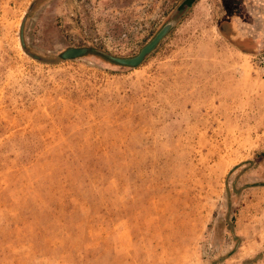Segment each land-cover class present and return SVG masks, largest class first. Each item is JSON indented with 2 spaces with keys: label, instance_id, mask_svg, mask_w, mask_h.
Here are the masks:
<instances>
[{
  "label": "rangeland",
  "instance_id": "rangeland-1",
  "mask_svg": "<svg viewBox=\"0 0 264 264\" xmlns=\"http://www.w3.org/2000/svg\"><path fill=\"white\" fill-rule=\"evenodd\" d=\"M184 1L0 0V264H264V0Z\"/></svg>",
  "mask_w": 264,
  "mask_h": 264
},
{
  "label": "water",
  "instance_id": "water-1",
  "mask_svg": "<svg viewBox=\"0 0 264 264\" xmlns=\"http://www.w3.org/2000/svg\"><path fill=\"white\" fill-rule=\"evenodd\" d=\"M194 2L195 0H185L182 7L184 6L190 7ZM175 23H176L175 18H172L167 22H165L162 25V27L157 31V33L152 37V39L148 43H146L134 56H130V57L114 56L100 49H94L93 51L112 63L127 67H136L157 46V44L162 40V38L174 27ZM87 52H88V48L86 47H70L64 50L60 54V57L63 59H72L82 56Z\"/></svg>",
  "mask_w": 264,
  "mask_h": 264
}]
</instances>
